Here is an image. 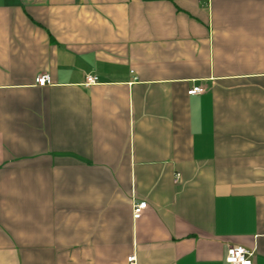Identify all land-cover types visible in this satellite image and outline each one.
Here are the masks:
<instances>
[{
	"label": "crops",
	"instance_id": "1",
	"mask_svg": "<svg viewBox=\"0 0 264 264\" xmlns=\"http://www.w3.org/2000/svg\"><path fill=\"white\" fill-rule=\"evenodd\" d=\"M232 245L264 264V0H0V264Z\"/></svg>",
	"mask_w": 264,
	"mask_h": 264
},
{
	"label": "built area",
	"instance_id": "2",
	"mask_svg": "<svg viewBox=\"0 0 264 264\" xmlns=\"http://www.w3.org/2000/svg\"><path fill=\"white\" fill-rule=\"evenodd\" d=\"M97 76L88 75L86 85L97 82ZM51 82L50 76L46 73H40L35 77V83L39 86H45ZM204 91L201 86H194L188 90V94H197ZM146 201H139L133 204L132 215L134 219L141 216L143 209L146 207ZM253 250L242 245H232L227 248L225 255L226 264H253ZM127 264H136V257L131 254L127 257Z\"/></svg>",
	"mask_w": 264,
	"mask_h": 264
}]
</instances>
